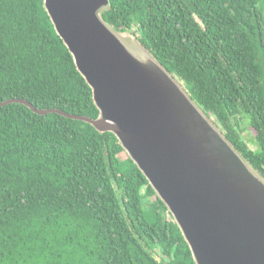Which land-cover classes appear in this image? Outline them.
Returning <instances> with one entry per match:
<instances>
[{"label": "trees", "instance_id": "obj_1", "mask_svg": "<svg viewBox=\"0 0 264 264\" xmlns=\"http://www.w3.org/2000/svg\"><path fill=\"white\" fill-rule=\"evenodd\" d=\"M109 1L104 18L133 31L264 176V0ZM12 98L99 114L44 0H0V102ZM0 264L195 261L115 134L10 102L0 106Z\"/></svg>", "mask_w": 264, "mask_h": 264}, {"label": "water", "instance_id": "obj_2", "mask_svg": "<svg viewBox=\"0 0 264 264\" xmlns=\"http://www.w3.org/2000/svg\"><path fill=\"white\" fill-rule=\"evenodd\" d=\"M97 117L58 113L112 132L167 206L195 264H264V176L131 30L103 16L109 0H44Z\"/></svg>", "mask_w": 264, "mask_h": 264}, {"label": "rangeland", "instance_id": "obj_3", "mask_svg": "<svg viewBox=\"0 0 264 264\" xmlns=\"http://www.w3.org/2000/svg\"><path fill=\"white\" fill-rule=\"evenodd\" d=\"M133 34H135L133 31H131ZM184 86V85H183ZM214 120V119H213ZM241 130L243 132V136L245 138V140L248 142V144L252 147V148H256L257 147V139H256V132L250 127L249 122L247 119H245L242 124H241ZM122 156V154L120 155Z\"/></svg>", "mask_w": 264, "mask_h": 264}]
</instances>
